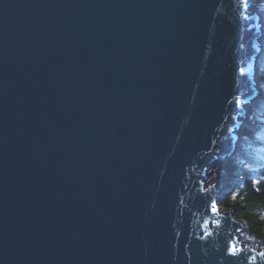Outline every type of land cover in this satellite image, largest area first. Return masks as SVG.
I'll return each mask as SVG.
<instances>
[{"label": "water", "instance_id": "water-1", "mask_svg": "<svg viewBox=\"0 0 264 264\" xmlns=\"http://www.w3.org/2000/svg\"><path fill=\"white\" fill-rule=\"evenodd\" d=\"M249 4L0 0V264H264L207 181L259 81Z\"/></svg>", "mask_w": 264, "mask_h": 264}, {"label": "rangeland", "instance_id": "rangeland-1", "mask_svg": "<svg viewBox=\"0 0 264 264\" xmlns=\"http://www.w3.org/2000/svg\"><path fill=\"white\" fill-rule=\"evenodd\" d=\"M248 10H249V14H251V12L254 13V11H259L261 13V18H258V22L261 23L263 22L264 24V7H262V4H258V3H254L252 2V0H250V4L248 6ZM262 24V25H263ZM264 26V25H263ZM263 48H264V43H263ZM258 69L255 70V77L253 78L254 81L256 82V80H259L261 82L258 81V84L255 85V88H259V90L256 91V93L254 94V96L251 98V100H248L246 107H245V111L248 112L250 111V114L247 115V113L245 115H243L241 118H239L240 120V125L238 127V134H237V138H236V143H235V147L233 152L231 153V155L225 159L224 161H215V163H213L209 169H208V182H213L216 177L222 173L223 174V178H224V185L227 187L226 190L220 192L221 195V199L223 198H231L232 197V193L235 192L236 193V189L239 186L240 182H241V176L238 177H229V175L223 173V171L221 170V164H223L225 161L229 160L228 162H232V165H237L238 167H240L241 171V175H249L251 177H253L255 179V174L251 173V169L254 167H257L259 165L264 166V152L263 153H257V151L255 150H251V148L248 147V139H251L253 141V143H255V146L258 145V147L260 148V144H259V139L261 138V136L259 134H253L252 137H241L240 133L243 130V126H248L251 129L256 128V126L251 125V120L254 116V114H256L258 112L262 113V115L264 116V81L262 82V79H260V76L263 75L264 76V55L262 56V59L258 62ZM262 72V73H260ZM238 145L239 148H238ZM262 148H264V143L261 144ZM256 156H260V159ZM255 160L256 162H258L257 164L259 165H253L251 163V161ZM261 163V164H260ZM256 164V163H255ZM250 172V173H249ZM220 210H223L224 206H220L219 205ZM229 210H231L232 212H234L232 209L229 208ZM235 216L242 220L240 217L237 216V214L234 212ZM241 222H244L243 220ZM245 224V229L247 228L246 223ZM239 237L241 239V241L245 244L246 239L248 238L249 241V245L251 246H257L260 245V248L263 249V245L261 242H259L258 239H256L255 237H252L247 230H240L239 231Z\"/></svg>", "mask_w": 264, "mask_h": 264}, {"label": "trees", "instance_id": "trees-1", "mask_svg": "<svg viewBox=\"0 0 264 264\" xmlns=\"http://www.w3.org/2000/svg\"><path fill=\"white\" fill-rule=\"evenodd\" d=\"M264 0H252L259 3ZM262 82L264 76H262ZM252 122L257 129H251L248 126H243L240 133L241 137H252L253 134H259L260 143L264 142V119L261 113L254 114ZM225 161L221 164L223 173L229 177L241 176V182L236 189L237 198H223L219 201L220 206L232 209L238 217H240L248 228L252 237H255L262 243L264 248V169L252 168L251 173L255 174V179L247 174L241 175L240 167L232 165V162ZM249 172V173H250ZM257 182V183H254Z\"/></svg>", "mask_w": 264, "mask_h": 264}, {"label": "bare ground", "instance_id": "bare-ground-1", "mask_svg": "<svg viewBox=\"0 0 264 264\" xmlns=\"http://www.w3.org/2000/svg\"><path fill=\"white\" fill-rule=\"evenodd\" d=\"M253 14L256 15L257 19L258 18H261L260 17L261 16V13L259 11H254ZM258 32H259L258 37H257V43H258L257 44V48L258 49L256 51V54L254 55L253 62H252V64H253V72H252L253 77H255V70L258 69V67H259L258 62L262 59V56L264 55V48H263V43H264V26L263 25H260L259 24V31ZM246 104L247 103H244L243 104L244 109L246 107ZM239 146L240 145H238V148H239ZM251 163L253 165H256V166L259 165V164H257L258 162H256L255 160L251 161ZM242 224H243V226H245L244 222H242ZM248 243H249V241H248Z\"/></svg>", "mask_w": 264, "mask_h": 264}, {"label": "snow or ice", "instance_id": "snow-or-ice-1", "mask_svg": "<svg viewBox=\"0 0 264 264\" xmlns=\"http://www.w3.org/2000/svg\"><path fill=\"white\" fill-rule=\"evenodd\" d=\"M254 183H257V182L254 181ZM231 198L233 200H235L237 198V193L233 192ZM208 210L210 212H212L213 214L218 212V204H217L216 200L211 201V204L209 205ZM207 223H208V221H205V224H207ZM217 223H219V222L217 221ZM204 235L208 236V235H210V233L205 232ZM235 239H238V237H236ZM239 252H243V247H241L240 249H237V247L234 244L229 243L228 248H227V255L228 256H237ZM259 257L264 258V252L259 253ZM256 260H257V257L252 256L250 264H251V262H255Z\"/></svg>", "mask_w": 264, "mask_h": 264}]
</instances>
